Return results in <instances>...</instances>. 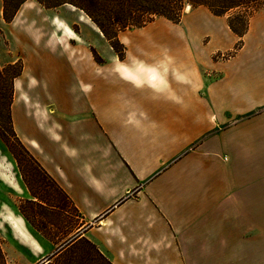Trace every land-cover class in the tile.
Instances as JSON below:
<instances>
[{"label":"crops","instance_id":"1","mask_svg":"<svg viewBox=\"0 0 264 264\" xmlns=\"http://www.w3.org/2000/svg\"><path fill=\"white\" fill-rule=\"evenodd\" d=\"M162 23L119 32L127 63L96 46L97 61L49 27L23 39L11 122L53 191L21 187L0 160V182L42 224L0 200L6 261L8 235L27 264H53L82 239L112 264H264V7L232 55L212 58L237 40L221 20L224 43L190 66L192 53L150 32Z\"/></svg>","mask_w":264,"mask_h":264},{"label":"rangeland","instance_id":"2","mask_svg":"<svg viewBox=\"0 0 264 264\" xmlns=\"http://www.w3.org/2000/svg\"><path fill=\"white\" fill-rule=\"evenodd\" d=\"M187 6L188 5L184 7L181 19L177 23H173L163 17H154V19L159 18L165 23L152 28L150 32H165L172 38L173 42L176 43V48L180 53H192L193 55L185 60L190 66L197 62V51H200V49L203 51L209 50L224 43L226 39L221 29V20H223L225 26H227V18L231 16L235 10H231L229 13L222 16H217L212 14L206 7L198 6L196 8H190L188 6L187 8ZM263 7L264 3H262L254 13L261 10ZM36 19L44 21V24L42 26H36L33 22V20ZM47 27H49L47 31L54 32L50 35V38L53 39L58 32L61 33L63 37L69 36V38H73L80 47L89 49L93 58L97 61H100L101 58L97 52L96 46L106 50L108 63L112 62L113 64V62H118V59L122 61L124 59L126 46L120 42L119 38V44L117 43L116 49L122 50L119 54L120 57L103 37L102 33L91 19L81 9L71 4L65 3L52 8H44L35 0H26L21 4L13 19L10 22H6L2 16V3L0 0V67L10 62H15L16 64L23 62L22 43L24 40L31 39L35 42L42 36L43 31L46 30L44 28ZM238 40L237 37L236 42L230 49L213 51L212 58L225 59L232 55L242 45L241 38L240 46L234 50ZM137 62L147 64L143 61ZM153 63L162 65L160 62ZM16 86V89L18 88L17 92H19V83H17ZM1 127L6 129L8 134L5 133V140L0 137V160L10 162L21 187L25 188L27 185L32 191H42L45 189L49 192H46L47 194H52V188L47 185L45 186L44 182H46V180L43 179L38 168L33 165L29 157L24 154L15 143V139L9 135V126L5 122H0V129ZM0 200L9 203L15 210L20 207L36 228L42 226L41 220L38 217V210L33 205H28L24 202L23 194L15 193L10 187L1 182ZM54 201L56 200L54 199ZM66 210L73 214V216L70 217L72 221L69 223V225L72 226L73 221L77 223L79 219L74 216L75 214L69 204H66ZM29 228L31 229V233L34 236L36 234L41 240L38 233L31 226H29ZM56 233L57 232H55V234ZM6 241H8V243L5 245V251L11 255V260H7L9 261L8 264H27L26 256L21 253L20 248L17 246V242L19 241H15L13 237L10 238L8 235ZM84 249H87V245L79 242L76 246L68 248L55 258L53 264H74L72 263L74 261L73 259L77 258L79 253ZM7 261L4 258V264H7Z\"/></svg>","mask_w":264,"mask_h":264},{"label":"trees","instance_id":"3","mask_svg":"<svg viewBox=\"0 0 264 264\" xmlns=\"http://www.w3.org/2000/svg\"><path fill=\"white\" fill-rule=\"evenodd\" d=\"M26 0H1L2 16L6 22H10L19 7ZM44 8H52L65 3L71 4L81 9L96 25L103 37L120 57L121 49L117 50L118 34L121 31L131 28H139L151 22L154 17H163L173 23L179 22L186 5L190 8L198 6L206 7L212 14L222 16L231 10L235 12L228 16L227 26L238 37L236 50L241 43V38L246 32L248 21L254 11L264 3V0H35ZM116 43V44H115ZM22 71V62L16 64L10 62L0 67V122H5L9 126V135L15 139V143L26 154L33 165L35 159L20 143L16 136L11 122V102L13 98V80ZM6 90V91H5ZM6 129L1 127L0 137L4 140ZM8 134V133H7ZM39 170V169H38ZM43 179L50 180L43 174ZM58 190V189H57ZM59 203L65 206L67 199L59 192ZM22 212L21 208L18 207ZM80 242L87 245L74 258V264H112L106 256L101 253L93 244L86 240ZM71 255V254H70ZM72 257V256H71ZM4 255L0 247V264H4Z\"/></svg>","mask_w":264,"mask_h":264},{"label":"bare ground","instance_id":"4","mask_svg":"<svg viewBox=\"0 0 264 264\" xmlns=\"http://www.w3.org/2000/svg\"><path fill=\"white\" fill-rule=\"evenodd\" d=\"M187 8H188V6H187ZM17 87V86H16ZM17 90H18V88H17ZM25 99V98H24Z\"/></svg>","mask_w":264,"mask_h":264}]
</instances>
